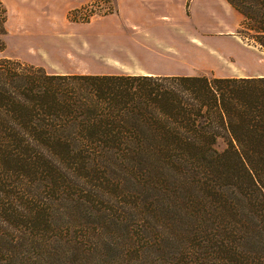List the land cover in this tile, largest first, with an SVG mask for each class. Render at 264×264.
Wrapping results in <instances>:
<instances>
[{
  "label": "trees",
  "instance_id": "obj_1",
  "mask_svg": "<svg viewBox=\"0 0 264 264\" xmlns=\"http://www.w3.org/2000/svg\"><path fill=\"white\" fill-rule=\"evenodd\" d=\"M228 1L264 47V0ZM0 264H264V76L0 59Z\"/></svg>",
  "mask_w": 264,
  "mask_h": 264
},
{
  "label": "crops",
  "instance_id": "obj_2",
  "mask_svg": "<svg viewBox=\"0 0 264 264\" xmlns=\"http://www.w3.org/2000/svg\"><path fill=\"white\" fill-rule=\"evenodd\" d=\"M1 1L8 48L50 73L196 75L192 65L201 57L251 63L226 54L222 39L254 54L238 35L243 16L228 0H101L112 10L86 21L74 13L94 0H22L15 9ZM241 71L217 75L264 76Z\"/></svg>",
  "mask_w": 264,
  "mask_h": 264
},
{
  "label": "rangeland",
  "instance_id": "obj_3",
  "mask_svg": "<svg viewBox=\"0 0 264 264\" xmlns=\"http://www.w3.org/2000/svg\"><path fill=\"white\" fill-rule=\"evenodd\" d=\"M42 0H39L37 3L41 4ZM6 2H8L11 6L12 9H15L14 7V3L16 6H18L19 8H22L21 4H22V0H6ZM14 2V3H13ZM50 2V1H49ZM11 3H13L11 5ZM189 3V2H188ZM55 5V4H53ZM108 10V12H110L112 10V6L110 4H107L106 2H104V5L99 8L97 6H92L91 8H87L86 11L85 10H79V13H74V16H77V18L79 19V21H86L88 20V14L93 15H101V14H106L108 13L106 10ZM84 13H86L85 15H83ZM85 16V17H83ZM244 19V17H242ZM242 19L241 22V26L239 27V32L238 35L243 39V41L247 44L246 47H248V49H250V51H252L254 54H252L251 52H245L244 50H242L240 48L239 45H237L236 43H233L231 41H229L228 39H222L221 44L224 45V48L228 51L226 54H234L235 57L240 58L241 60L244 59L248 62L251 63H242L239 62L237 59H234L233 57H218L216 60H209L206 57L204 58H200L199 61L194 62L192 67L193 70L192 72L196 75H216L219 73H229V74H234V75H238V74H243L244 72H242V68L244 67H248V68H253L252 72H262L264 73V47H262V45L259 43V41L255 38L254 35V31L253 30H249V26H248V21H246L244 23V20ZM252 22V21H250ZM19 25H21L22 27V22L18 23ZM5 32L1 33L0 32V59L2 58H15V59H19L22 62L28 63V61H26L24 58L18 57L17 52L14 50H10L8 48V38H7V30H6V26H5ZM27 42L31 41L30 39H26ZM33 41V40H32ZM185 41V40H184ZM174 45H172V52ZM183 52V51H182ZM185 56H183L184 58ZM183 60V59H182ZM34 65V64H33ZM185 65V63H184ZM23 67V66H22ZM223 145V144H221ZM129 201L131 200L130 198L128 199ZM104 209L106 210V207H104ZM90 214V213H89ZM71 224L69 225V230L73 232V234H78L79 229L81 228V226L83 225H92L93 223H96L98 220L95 217L92 216H88L86 214L83 215H79L78 213L74 212V214L71 215ZM70 216V217H71ZM65 221V220H63ZM90 223H89V222ZM93 221V222H91ZM110 225V223H108L107 225H103V226H107L105 228H108ZM112 227V225H110ZM97 226H93L92 228H96ZM64 230H66V226L64 227ZM72 233L68 234V237L70 236H74ZM66 235V234H65ZM123 241V238L118 240V244L121 243ZM183 241V240H182ZM178 242L173 243L175 246H178ZM172 243H168V246H170Z\"/></svg>",
  "mask_w": 264,
  "mask_h": 264
},
{
  "label": "built area",
  "instance_id": "obj_4",
  "mask_svg": "<svg viewBox=\"0 0 264 264\" xmlns=\"http://www.w3.org/2000/svg\"><path fill=\"white\" fill-rule=\"evenodd\" d=\"M103 5H104V2L103 1H101V0H94V2L90 3V5H87L85 8H81V10L83 9V10L86 11L87 8H91L92 6H97V7L101 8ZM108 10L109 9H107L106 11L108 12ZM85 14L86 13H84L83 15H85ZM91 16H92L91 14H88V17L87 18L89 19ZM83 17H85V16H83Z\"/></svg>",
  "mask_w": 264,
  "mask_h": 264
}]
</instances>
